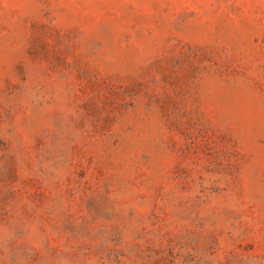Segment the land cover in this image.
Masks as SVG:
<instances>
[{
	"label": "rangeland",
	"instance_id": "rangeland-1",
	"mask_svg": "<svg viewBox=\"0 0 264 264\" xmlns=\"http://www.w3.org/2000/svg\"><path fill=\"white\" fill-rule=\"evenodd\" d=\"M0 264H264V0H0Z\"/></svg>",
	"mask_w": 264,
	"mask_h": 264
}]
</instances>
